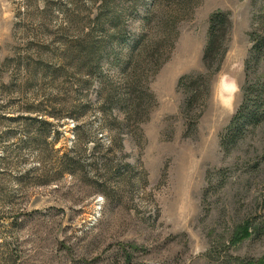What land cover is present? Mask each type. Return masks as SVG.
<instances>
[{
  "label": "rangeland",
  "instance_id": "rangeland-1",
  "mask_svg": "<svg viewBox=\"0 0 264 264\" xmlns=\"http://www.w3.org/2000/svg\"><path fill=\"white\" fill-rule=\"evenodd\" d=\"M152 1L146 41L168 39L165 62L130 76L146 99L132 123L111 63L141 35L146 0H0V264L264 259V124L228 136L264 83L252 58L264 0ZM217 12L231 27L207 71ZM114 13L123 44L97 28ZM95 42L99 69L85 63ZM197 76L207 87L189 104L179 81ZM245 224L252 235L234 244Z\"/></svg>",
  "mask_w": 264,
  "mask_h": 264
},
{
  "label": "trees",
  "instance_id": "trees-1",
  "mask_svg": "<svg viewBox=\"0 0 264 264\" xmlns=\"http://www.w3.org/2000/svg\"><path fill=\"white\" fill-rule=\"evenodd\" d=\"M130 2H134V0H127ZM144 2V0H143ZM149 5L145 4V16L143 18V28L142 33L137 39L132 40V45L129 47V51L125 58L120 61L117 57L114 58V63L111 65H115L117 68H120L121 74L124 75L126 82V89L124 98L120 100V103L123 106V110H127L126 114H129L131 117V122L138 123V116H140L141 110L140 105L143 102L144 94L138 90L137 81H129L131 75H135L137 72H142L144 75H147L148 72L158 70L164 64L163 58V48L164 45L167 44L168 39L163 42L157 43H147L146 34L148 32L149 26L152 22L151 17V6L153 4L152 0H146ZM97 28L103 32L106 36V40L110 43L112 40H117L118 43L123 44V35L125 30L123 27L122 17L118 14H111V18L108 19L107 24L109 25L110 30L105 31L106 24L101 22V19H98ZM231 24L229 21V15L222 12H217L213 14L209 21V30L207 35V44L203 54V62L206 70L212 71L215 63L220 64L225 50H224V41L228 35ZM253 46V61H259L262 57H264V37H260L258 40L255 39ZM107 43L104 45L106 46ZM150 44V46L148 45ZM103 46L102 42H95L87 50L86 62L89 63L96 69L101 67V58L98 57V50ZM140 81V80H139ZM199 83H203L207 87L206 82H204L203 76H197L196 79L193 77H184L179 81V87L191 91V96L189 97V104H193L196 102V95L199 92ZM256 86V85H255ZM256 95L251 96V93L247 91L246 93V104H248V111L246 113L237 114V116L233 119V122L228 129V136H230V140L235 141L236 138L248 131L250 128H256L257 126L264 124V83L258 84L256 86V90L254 91ZM148 98V97H147ZM146 100V99H144ZM139 102V103H138ZM119 148L122 149V146L119 145ZM129 166H126V168ZM249 224H245L242 228H240L234 236L233 243L236 244L242 240L249 238L252 233ZM264 229V228H263ZM254 264V263H248ZM257 264H264V259L259 261Z\"/></svg>",
  "mask_w": 264,
  "mask_h": 264
}]
</instances>
